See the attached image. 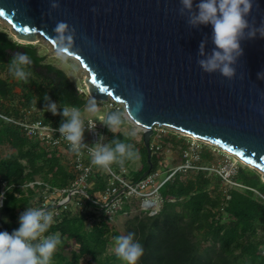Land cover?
<instances>
[{
    "label": "trees",
    "instance_id": "16d2710c",
    "mask_svg": "<svg viewBox=\"0 0 264 264\" xmlns=\"http://www.w3.org/2000/svg\"><path fill=\"white\" fill-rule=\"evenodd\" d=\"M16 52L26 53L33 60L27 83L17 80L9 71L8 64ZM45 94L58 105L59 113L63 104L83 110L90 100L41 53L38 45L21 44L0 27V231L11 233L18 229L19 216L28 207L46 208L53 212L54 223L45 235L59 234L61 239L52 264L122 263L114 251L115 238L122 235L108 222V208L97 195L104 194L112 182L121 191L122 185L110 171L121 176L133 159L113 163L110 170L92 165L83 189L86 195L76 193L58 208V202L46 204L57 191L65 190L63 196L67 198L76 188L80 172L72 164V155L28 137L15 123L27 117L29 121L42 120L60 126L62 115L44 111ZM115 110L110 108L107 113ZM127 123L125 120L117 133L106 127L104 141L106 144L119 139L139 150L142 168L123 175L137 183L149 169L148 155L143 139L135 142L123 132ZM154 142L152 137L150 175L162 172L167 177L173 170L162 165L163 158ZM161 142L179 149L182 160L190 148L189 139L173 132L163 136ZM198 154L200 159L194 164L201 169L176 172L161 186L163 201L156 214L142 210L126 220L124 235L134 232L144 247L139 264H264L262 175L246 165H238L231 176L235 185H228L217 171L220 167L211 150L203 147ZM135 198L123 194L115 216L129 215ZM72 241L77 249L67 251L64 244Z\"/></svg>",
    "mask_w": 264,
    "mask_h": 264
},
{
    "label": "water",
    "instance_id": "95a60500",
    "mask_svg": "<svg viewBox=\"0 0 264 264\" xmlns=\"http://www.w3.org/2000/svg\"><path fill=\"white\" fill-rule=\"evenodd\" d=\"M53 2L0 0V20L18 42L32 45L42 37L55 51L57 22L75 29L74 46L65 55L87 71L89 99L123 104L126 120L142 131L149 164L142 180L153 169L151 139L158 125L233 154L264 182V80L258 78L264 72V38L241 41L244 54L229 80L197 64L206 36V51L214 47L212 28H190L179 15L180 0H55V9ZM247 19L257 27L264 23V0H253Z\"/></svg>",
    "mask_w": 264,
    "mask_h": 264
},
{
    "label": "clouds",
    "instance_id": "9594fccd",
    "mask_svg": "<svg viewBox=\"0 0 264 264\" xmlns=\"http://www.w3.org/2000/svg\"><path fill=\"white\" fill-rule=\"evenodd\" d=\"M180 5L179 15L187 17L190 28H199L201 25H210L212 28L210 40L214 47L206 51L209 43L207 36L200 42L197 53L199 67L205 73L219 72L223 77L233 79L236 76L234 65L244 54L241 41L252 40L257 36L264 38V23L257 27L254 21L250 23L247 19L253 9V0H180ZM51 7L58 8L59 4L54 0ZM53 31L56 52L63 58L65 52L71 51L74 46L75 29L59 21ZM32 64L33 60L28 54L16 52L8 64L9 71L17 80L27 83L32 74L28 69ZM258 78L264 80V72L258 73ZM44 100V111L64 117L56 131L68 142L73 153L79 155L87 149L91 163L104 170H110L113 163L123 164L125 159L139 158V150L133 144L119 139L106 144L97 142L90 147L84 143L85 113L96 114L100 111L94 98H90L83 110L63 104L62 113L58 112V105L47 94ZM125 120L126 112L120 110L99 117V121L112 133L119 132ZM94 121L88 120V130L95 129ZM99 139L102 141L104 138L101 136ZM53 223L52 211L28 207L19 216L18 229L11 233L0 231V264H52L53 256L61 244L59 234L45 235ZM114 251L122 264H139L144 255V247L134 232L116 237Z\"/></svg>",
    "mask_w": 264,
    "mask_h": 264
},
{
    "label": "built area",
    "instance_id": "2783aa9c",
    "mask_svg": "<svg viewBox=\"0 0 264 264\" xmlns=\"http://www.w3.org/2000/svg\"><path fill=\"white\" fill-rule=\"evenodd\" d=\"M109 106L111 109H124V105L123 104H119L116 103L114 100L110 99L109 100ZM89 119L85 120V132L88 136L86 137L84 135V143L86 145H88L89 147L92 146V143H105L104 139L102 141H100V137L103 136L104 138V132L106 129V126L104 124H102L99 120H95V124L96 127L93 130H88L87 128V123H88ZM94 120V119H92ZM16 124H18L25 132V134L28 137L31 138H36L38 140H40L42 143H44L45 145L51 147V148H57L60 150H63L65 152H67L68 154L72 155V164L74 166V168L80 172V176L78 178V180L75 182V186L76 188L71 190L72 191H76V193H81L83 195H85L84 192V188L87 186V179L88 176L90 175L91 171H92V163H91V156L89 154V152L87 151V149H84L81 151V154L77 155L75 153H73L70 150V146L68 144L67 141H65L61 136L60 133L58 131H56V129L59 128L56 126H53L51 124H46L44 123L42 120H38V121H29V119L26 117L23 121H19V122H15ZM154 130V141H155V146L157 147L156 149L159 150L160 145L156 142L161 141L162 137L167 135L168 133H170V131L168 130H172L174 134L179 135L180 137H184V138H192L191 135L186 134L182 131L176 130L174 128H170V127H165V126H158L155 125L153 127ZM191 144V143H190ZM191 146L189 148V150L185 151V153L183 154V162L181 165H179L178 167H176L172 173L164 180H159V174H153V175H149L147 178L137 182V183H133L129 180H126L125 178H123L122 180L120 179V175H115L112 171L111 174L114 177V180H116L117 182H119L123 189L120 191V188L114 183L112 182L111 185L109 186V188L107 189V191L104 194L100 195L101 198V202L104 203L105 205L107 204V208H108V212H113L114 210H116L117 207L121 206V196L123 194L126 195V197H137L140 196L143 198L144 203H143V210L144 211H149L151 215L156 214L161 207L162 204V197L160 196L159 190L161 188V186L167 182L168 180H170L172 178V176L176 173V172H180V171H187L190 169H201L197 166H195V162L199 161V152L200 151H195L193 148L191 149L194 150V154H192V152L190 151ZM85 158H89L90 159V164L86 165L84 159ZM228 165V164H227ZM237 169V167H236ZM236 169L234 170V172L232 174H229L227 176V174L223 171V168L220 170H217L222 176L223 179L225 180L226 184L228 185H235V183H233L231 181V176H233L236 172ZM125 171H123L124 174ZM59 193L65 194L66 191L63 190L61 192L57 191L55 194L53 195H57ZM75 193V194H76ZM73 194V195H75ZM52 195V196H53ZM51 196V197H52ZM114 199V200H113ZM119 200V203L117 204L116 201ZM66 201V198L63 199L61 202ZM58 203V204H59ZM47 204V203H46ZM117 212V211H116Z\"/></svg>",
    "mask_w": 264,
    "mask_h": 264
},
{
    "label": "rangeland",
    "instance_id": "374dc122",
    "mask_svg": "<svg viewBox=\"0 0 264 264\" xmlns=\"http://www.w3.org/2000/svg\"><path fill=\"white\" fill-rule=\"evenodd\" d=\"M0 27L5 28L11 34V36L15 39V37L12 34V28L6 22L0 20ZM15 41H17V40L15 39ZM19 43H21V42H19ZM21 44H25V43L23 42ZM32 45H38V47H40L41 53L47 55L48 60L51 63H53L54 65H56L60 69H62L68 75V77L71 79V81H73L75 83V85L78 87V89L81 92L87 93V87L85 85V79L88 76V74L82 69L81 64L76 59L71 58L65 54H64L63 58H61L57 54V52L54 50L53 46L42 37H39L38 42H36L35 44H32ZM97 103H98V106L100 107V111L96 114L85 113V120L86 119L99 120V117L104 115L105 113H107L108 110L110 109L109 102L108 103L97 102ZM168 131L173 132L172 130H168ZM123 132L126 133L127 135H129L130 138L135 142H140L142 139L141 129L130 121H128L126 127L123 129ZM84 135L86 137L88 136L86 133H84ZM188 139H189V142L191 143L190 144L191 149L193 148L195 151H200V150H202L203 147H207L209 150H211V152L216 157L215 163L217 162V165H219L220 169L223 168L222 172H225L227 174V176L229 174H232L238 165L248 166L246 163H244L238 157L234 156L233 154H231L229 152H226V151L220 149L219 147H217V146H215L209 142L202 141V140H199L197 138H196L197 139L196 140V139H194V137L188 138ZM156 143H158L159 145H162V148L159 147L160 150H156V151L159 153V156L163 158L162 165L165 167V169L174 170L176 167H178L179 165L182 164V162H183L181 159V153L182 152L179 149L172 148V146L170 144L164 145V143H162L161 141H158ZM93 144H95V143L91 142V145H93ZM191 149H190V151H191ZM194 150L191 151L192 154H194V152H193ZM84 161L89 162L90 159L85 158ZM124 168L126 171L124 172V174H122L120 176L121 180L124 178L125 175H128L130 170L139 171L142 168V163H141L139 158L133 159L130 166L128 168L127 167H124ZM251 169H254V168H251ZM254 170H256L258 173H260L257 169H254ZM158 174L160 175L159 176L160 181L164 180L168 177V176L165 177L162 172H158ZM97 197H98L99 201H102L100 198V194H98ZM63 199H65L64 196L62 195V193H59L57 195H53L50 199L47 200L46 203L47 204H53L56 202L59 203ZM116 203L118 204L119 200H117ZM143 203H144L143 198L140 196H137V198H135L133 201V207H132L129 215L124 214V215H120L118 217L115 216L116 211L119 210L121 206L117 207L116 210H114L113 212H107L108 222L111 225H113L115 227V229L121 235H124V233H125L124 232V224H125L126 220L129 219L130 217H133L134 215L139 214L144 209ZM107 206L108 205L106 204L105 207H107ZM64 245H65L64 247L67 251H70L72 249H77V246L75 245V243L73 241L68 242ZM84 263H85V261L82 262V264H84ZM119 264H122V263H119Z\"/></svg>",
    "mask_w": 264,
    "mask_h": 264
},
{
    "label": "bare ground",
    "instance_id": "6f19581e",
    "mask_svg": "<svg viewBox=\"0 0 264 264\" xmlns=\"http://www.w3.org/2000/svg\"><path fill=\"white\" fill-rule=\"evenodd\" d=\"M79 62V61H78ZM83 69V68H82ZM86 73H87V71L85 70V69H83ZM88 74V73H87ZM194 139H196L195 137H194ZM197 140V139H196Z\"/></svg>",
    "mask_w": 264,
    "mask_h": 264
}]
</instances>
